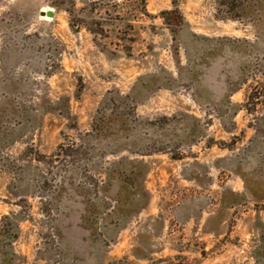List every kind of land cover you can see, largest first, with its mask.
Here are the masks:
<instances>
[{"label":"rangeland","instance_id":"rangeland-1","mask_svg":"<svg viewBox=\"0 0 264 264\" xmlns=\"http://www.w3.org/2000/svg\"><path fill=\"white\" fill-rule=\"evenodd\" d=\"M0 264H264V0H0Z\"/></svg>","mask_w":264,"mask_h":264},{"label":"trees","instance_id":"trees-1","mask_svg":"<svg viewBox=\"0 0 264 264\" xmlns=\"http://www.w3.org/2000/svg\"><path fill=\"white\" fill-rule=\"evenodd\" d=\"M164 15H165V16H168V15H171V14L164 13ZM172 15H173V14H172ZM178 18H180V17H178ZM249 99H250L251 101H253V100H254V97L251 96Z\"/></svg>","mask_w":264,"mask_h":264}]
</instances>
